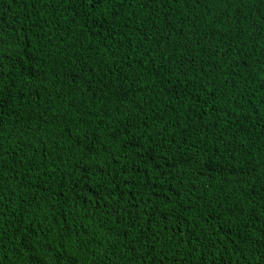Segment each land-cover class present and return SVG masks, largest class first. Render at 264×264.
<instances>
[{"label":"trees","instance_id":"1","mask_svg":"<svg viewBox=\"0 0 264 264\" xmlns=\"http://www.w3.org/2000/svg\"><path fill=\"white\" fill-rule=\"evenodd\" d=\"M0 264H264V0H0Z\"/></svg>","mask_w":264,"mask_h":264}]
</instances>
